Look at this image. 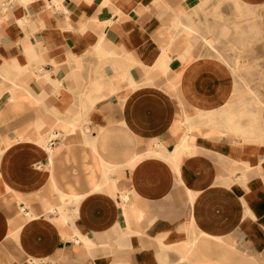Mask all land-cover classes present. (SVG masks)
<instances>
[{
	"label": "crops",
	"instance_id": "crops-1",
	"mask_svg": "<svg viewBox=\"0 0 264 264\" xmlns=\"http://www.w3.org/2000/svg\"><path fill=\"white\" fill-rule=\"evenodd\" d=\"M202 1L0 0V264H264V135Z\"/></svg>",
	"mask_w": 264,
	"mask_h": 264
},
{
	"label": "rangeland",
	"instance_id": "rangeland-1",
	"mask_svg": "<svg viewBox=\"0 0 264 264\" xmlns=\"http://www.w3.org/2000/svg\"><path fill=\"white\" fill-rule=\"evenodd\" d=\"M210 1L204 0L202 4L206 6ZM223 1L225 0H218L216 6L210 9L205 6L200 8L197 14L198 30L209 37H217L210 40L219 55L221 52L218 48L221 44L227 48L226 59L233 69L235 91L240 94L246 89L241 101L238 100V96H234L232 106L229 104L227 109L256 112L257 121L252 131L254 134L264 135V3L248 6L244 0L242 2L233 0L235 2L233 13L230 12L228 18H225L219 9ZM200 13L205 16L204 19L199 16ZM209 16L212 17L211 20L208 19ZM256 102L261 103L259 108ZM242 120L245 125L254 124L247 117Z\"/></svg>",
	"mask_w": 264,
	"mask_h": 264
},
{
	"label": "bare ground",
	"instance_id": "bare-ground-1",
	"mask_svg": "<svg viewBox=\"0 0 264 264\" xmlns=\"http://www.w3.org/2000/svg\"><path fill=\"white\" fill-rule=\"evenodd\" d=\"M243 4V3H242ZM248 14V13H247ZM260 105H261V103L260 102H256V106L259 108L260 107ZM245 117H247V118H249L250 119V122L251 123H253V121H252V118H251V116H245ZM242 121L243 120H240L238 123H236V125H235V127H236V129H238V131L240 132V134L242 133V135L244 136H246V135H250V134H253V124H250V123H248V124H250V126H246V125H248V124H242ZM248 121V120H247ZM245 138V137H244Z\"/></svg>",
	"mask_w": 264,
	"mask_h": 264
},
{
	"label": "built area",
	"instance_id": "built-area-1",
	"mask_svg": "<svg viewBox=\"0 0 264 264\" xmlns=\"http://www.w3.org/2000/svg\"><path fill=\"white\" fill-rule=\"evenodd\" d=\"M52 143H53V141L51 140V141H49V143H48V147H50L51 145H52Z\"/></svg>",
	"mask_w": 264,
	"mask_h": 264
}]
</instances>
